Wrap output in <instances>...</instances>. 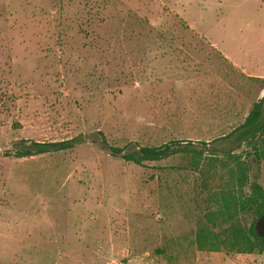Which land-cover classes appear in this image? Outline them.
Returning a JSON list of instances; mask_svg holds the SVG:
<instances>
[{"label":"rangeland","instance_id":"374dc122","mask_svg":"<svg viewBox=\"0 0 264 264\" xmlns=\"http://www.w3.org/2000/svg\"><path fill=\"white\" fill-rule=\"evenodd\" d=\"M263 88L264 0H0V264H167L155 250L170 238L191 246L180 264H264L192 251L209 195L180 156L138 166L110 148L244 156L221 137ZM247 160L264 185V161Z\"/></svg>","mask_w":264,"mask_h":264},{"label":"trees","instance_id":"16d2710c","mask_svg":"<svg viewBox=\"0 0 264 264\" xmlns=\"http://www.w3.org/2000/svg\"><path fill=\"white\" fill-rule=\"evenodd\" d=\"M263 115L264 96L253 104L242 124L221 137L230 138L241 132L238 134L239 140L243 139L250 148L244 156L234 153V150H208L206 147L211 142H200V147H194L193 142L183 140L142 146L125 153L122 148H110L113 157L138 166L180 156L178 168L196 174V185L200 187V192H206L209 196L207 206L201 210L202 214L197 217L191 232L193 252L263 254L264 236L257 233L256 225L264 216V186L251 179V165L247 160V157L253 156L259 163L264 161ZM77 139L33 143V147L18 151L16 156L25 158L66 150L74 147ZM179 241V238H170L165 246L155 250L156 254L164 256L167 264H180L179 258L191 246L184 248Z\"/></svg>","mask_w":264,"mask_h":264},{"label":"crops","instance_id":"0c3cea01","mask_svg":"<svg viewBox=\"0 0 264 264\" xmlns=\"http://www.w3.org/2000/svg\"><path fill=\"white\" fill-rule=\"evenodd\" d=\"M264 96V88L261 90V92L259 93V97H258V99H257V101L259 100V99H261L262 97ZM237 104L235 103L234 104V101H233V103H232V105H231V108H232V110H234V108L235 109H237V106H236ZM249 114V113H248ZM247 114V115H248ZM247 117V116H246ZM236 127H234L233 129H235ZM232 129V130H233ZM231 130V131H232ZM231 138V137H230ZM232 141L231 142H235V141H238V142H245L243 139L242 140H239V135L238 134H236V135H233V137H232V139H231ZM259 181H260V183L262 184V181H261V179H259ZM263 185V184H262ZM264 186V185H263ZM260 226H261V224H260V221H258L257 222V225H256V231H257V233L259 234V232H258V229L260 228ZM260 236H264V235H261V234H259Z\"/></svg>","mask_w":264,"mask_h":264},{"label":"flooded vegetation","instance_id":"af4514ba","mask_svg":"<svg viewBox=\"0 0 264 264\" xmlns=\"http://www.w3.org/2000/svg\"><path fill=\"white\" fill-rule=\"evenodd\" d=\"M259 221H260L261 227L263 226L262 229H264V216L261 219H259Z\"/></svg>","mask_w":264,"mask_h":264}]
</instances>
